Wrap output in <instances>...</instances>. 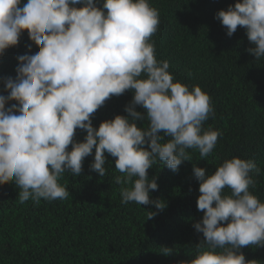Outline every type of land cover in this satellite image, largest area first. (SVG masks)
I'll list each match as a JSON object with an SVG mask.
<instances>
[{
    "label": "clouds",
    "instance_id": "1",
    "mask_svg": "<svg viewBox=\"0 0 264 264\" xmlns=\"http://www.w3.org/2000/svg\"><path fill=\"white\" fill-rule=\"evenodd\" d=\"M216 19L229 37L244 27L254 45L249 53L264 57V0H237ZM159 24V10L149 0H103L102 7L96 0H0V56L25 31L38 48L17 57L16 77L2 78L8 95L0 94V185L14 182L19 203L67 199L61 178L66 171L80 175L95 149L90 169L103 177L105 152L114 157L122 203L154 205L158 211L146 217L153 219L166 204L150 199L158 184L148 169L159 161L176 172L192 161L188 149L201 159L213 152L223 133L203 127L215 117L212 99L199 85L190 89L176 80L169 62L156 58L151 37ZM127 90L134 93L128 115L93 127V114ZM9 101L17 103L6 108ZM145 119L148 127L139 128L136 121ZM77 129L87 133L83 142L74 140ZM165 136L170 139L162 142ZM260 171L239 157L225 159L210 175L193 164L197 208L204 213L194 228L204 240L194 259L179 264H258L240 249L264 247V202L250 191L256 186L252 173Z\"/></svg>",
    "mask_w": 264,
    "mask_h": 264
},
{
    "label": "trees",
    "instance_id": "2",
    "mask_svg": "<svg viewBox=\"0 0 264 264\" xmlns=\"http://www.w3.org/2000/svg\"><path fill=\"white\" fill-rule=\"evenodd\" d=\"M26 2L22 0V4ZM236 2L149 0L160 13L158 30L151 37L156 58L169 62V72L176 80L190 89L199 85L210 95L215 117L203 127L223 133L204 159L198 150L188 149L192 161H184L178 171L159 161L148 169L149 179L155 178L158 184L157 190L150 191V199L163 201L165 209L146 219L147 212L158 211L154 205L122 203L121 185L114 180L120 175L115 158L105 152L106 174L100 177L90 169L93 149L84 159L80 175L66 171L61 178L70 193L67 199L41 198L39 204L29 199L21 204L14 182L0 185V264H179L194 259L196 247L204 240L194 224L204 213L197 208L200 193L193 164L210 175L225 159L253 160L261 171L259 176L252 173L256 186L250 191L264 202V57L257 59L249 53L254 45L244 27L238 26L229 37L216 19L218 11ZM96 3L102 7L103 0ZM37 50L25 31L18 45L0 56V94L8 95L2 78L16 77L17 57ZM133 95L127 90L106 100L92 116L93 127L116 115L127 116L125 107ZM13 103L17 102H7L6 108ZM135 110L146 116L142 106ZM136 123L139 128L148 127L147 119ZM86 134L77 129L74 140L83 142ZM168 139L165 136L162 142ZM224 191L230 194V189ZM165 248L171 253L164 254ZM240 251L246 260L264 264V247L249 245Z\"/></svg>",
    "mask_w": 264,
    "mask_h": 264
}]
</instances>
